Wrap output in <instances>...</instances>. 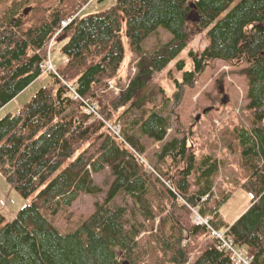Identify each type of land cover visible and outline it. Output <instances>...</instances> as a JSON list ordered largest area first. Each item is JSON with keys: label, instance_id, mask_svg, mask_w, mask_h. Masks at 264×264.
Here are the masks:
<instances>
[{"label": "trees", "instance_id": "obj_1", "mask_svg": "<svg viewBox=\"0 0 264 264\" xmlns=\"http://www.w3.org/2000/svg\"><path fill=\"white\" fill-rule=\"evenodd\" d=\"M92 1L0 6V108L41 75L51 37L73 17L57 36L67 38L60 49L65 60L48 72L51 87L0 118V173L22 197H31L10 220L0 212V264H140L148 254L157 264H234L215 239L199 246L208 231L190 220V208L216 229L229 226L250 264H264V0H114L81 15ZM188 24L204 32L205 44L178 58L190 40ZM160 28L169 40L145 54L142 43ZM126 49L137 57V70L115 93L108 82ZM185 58L191 69H184ZM213 60L245 64L238 72L247 80V103L231 139L250 200L231 224L220 208L232 192L212 197L218 158L192 147L191 131L178 129L166 140L184 86ZM173 61L166 75L175 89L167 95L151 80ZM62 80L94 102L99 116L84 111ZM116 123L120 136L110 127ZM148 140L162 144L147 154ZM105 169L111 180L93 212L74 231L59 233L41 210L55 214L81 193L100 194L93 176ZM129 204L134 224L128 227ZM146 230L144 243L138 237Z\"/></svg>", "mask_w": 264, "mask_h": 264}, {"label": "rangeland", "instance_id": "obj_2", "mask_svg": "<svg viewBox=\"0 0 264 264\" xmlns=\"http://www.w3.org/2000/svg\"><path fill=\"white\" fill-rule=\"evenodd\" d=\"M10 0H2L0 6L9 3ZM51 5L56 4V0H51ZM114 0H97L92 1L81 11V15L96 12L109 7ZM46 6V0H42ZM1 6V7H2ZM0 7V8H1ZM189 19L196 21L195 14H190ZM187 29L190 32V40L187 48L180 53L178 58L185 57L188 48L200 51L204 44V32L195 30L193 24H188ZM170 35L163 29H158L155 33L148 36L142 43L145 54L152 53L159 43L169 40ZM67 41L66 37L59 36L54 39L50 47L49 61L53 68H57L64 60L65 55L60 51L61 46ZM137 57L126 49L125 58L120 65L116 77L108 82V89L118 93L128 83V80L136 72ZM185 68L191 69V60L185 58ZM174 64V61L166 66L162 71L154 74L151 82L160 85L165 94L170 95L175 85L166 73ZM245 66L230 65L222 60H213L204 66L203 70L196 76L191 86L185 85L183 97L175 108V113L171 115L170 127L167 130L166 140L176 134L178 129L191 131L192 147L204 152L214 154L218 158L219 169L210 178L212 197L218 199L225 192H232L229 199L221 206L220 214L227 223H232L249 205L250 195L244 190L240 183L242 174L238 167L239 162L235 146L231 139V130L234 125L242 120L240 108L246 103L247 80L245 76L239 74V70ZM176 78L180 80L181 75L174 72ZM51 76L49 73L41 74L37 79L30 83L11 101L0 108V118L7 113H16L41 87H51ZM161 142L147 141V154L153 153L161 146ZM232 144V145H229ZM95 184L101 187L102 191L98 195L81 193L70 205L56 208L55 214L51 210L43 209L41 213L52 223V225L61 234L74 231L83 221L93 212L94 202L100 199L111 180L109 170L105 169L93 176ZM197 187L192 186L194 190ZM31 197H22L0 173V212L6 220H10L15 213L26 204ZM130 204L127 213V226L134 224V218ZM192 211L189 218L192 221ZM141 221L139 217L137 219ZM158 217L155 222L157 223ZM142 222V221H141ZM137 227L139 225L137 224ZM149 231H141L138 238L147 241ZM209 239L206 232L199 237V246ZM150 246L147 244V250ZM197 253V252H196ZM154 258L146 255L144 262L140 264H157ZM127 264V263H126Z\"/></svg>", "mask_w": 264, "mask_h": 264}, {"label": "built area", "instance_id": "obj_3", "mask_svg": "<svg viewBox=\"0 0 264 264\" xmlns=\"http://www.w3.org/2000/svg\"><path fill=\"white\" fill-rule=\"evenodd\" d=\"M73 17L64 19L60 22V28L54 33V35L51 37L49 44L47 46V58L42 61L39 64V68L41 70V74L48 73V72H55V69L53 68L52 64L49 61V52L50 47L53 44L54 39L57 38V36L60 33V30L66 26ZM56 73V72H55ZM63 81V80H62ZM67 88H68V94L69 96L76 100H81L83 103V109L88 114H94L96 116H99L97 113V105L94 102H90L87 99H83L74 89V87L70 84H67L65 81H63ZM111 130L118 136H120V126L119 123L110 125ZM141 161H144L142 158H140ZM192 211V222L201 226H204L205 229L208 231L210 237L214 238L218 242V248L224 251H228L231 253L234 264H250V256L246 254V251L243 247L236 246L234 243V236L230 229L224 228L222 230L215 229L212 227L209 223L208 217H202L198 214L196 208H190Z\"/></svg>", "mask_w": 264, "mask_h": 264}, {"label": "crops", "instance_id": "obj_4", "mask_svg": "<svg viewBox=\"0 0 264 264\" xmlns=\"http://www.w3.org/2000/svg\"><path fill=\"white\" fill-rule=\"evenodd\" d=\"M223 217V216H222ZM224 219V218H223ZM226 222V221H225ZM228 224H231V223H228Z\"/></svg>", "mask_w": 264, "mask_h": 264}]
</instances>
